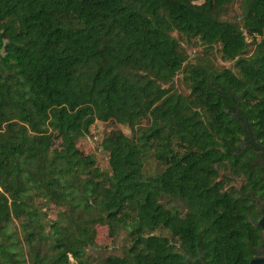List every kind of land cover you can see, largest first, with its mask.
<instances>
[{
  "label": "trees",
  "instance_id": "1",
  "mask_svg": "<svg viewBox=\"0 0 264 264\" xmlns=\"http://www.w3.org/2000/svg\"><path fill=\"white\" fill-rule=\"evenodd\" d=\"M244 118L264 148V0H0V264H249ZM92 120L129 130L100 140L107 169L78 145ZM99 227L120 255L87 256Z\"/></svg>",
  "mask_w": 264,
  "mask_h": 264
},
{
  "label": "rangeland",
  "instance_id": "2",
  "mask_svg": "<svg viewBox=\"0 0 264 264\" xmlns=\"http://www.w3.org/2000/svg\"><path fill=\"white\" fill-rule=\"evenodd\" d=\"M240 13H241V9L239 7V4L236 3L233 6L231 15L236 17L239 16ZM202 49L203 48L199 46H192V45L187 46V52L192 57L194 55L200 54ZM214 53L215 52H213V54ZM213 60L214 63L219 66L232 68L233 62L221 60L218 54L213 56ZM179 81L180 78L177 77L176 83L174 84L175 88L181 92H184V94H187V89L182 85H180ZM112 128H119L122 132L129 134V130L126 127L118 125L114 122L110 121L104 123V122L92 120L88 134H86L85 137L81 138L78 141V145L81 148L84 157L97 160L98 165L102 169H107V154L100 149L99 142L102 139V137ZM83 162L84 161H81V164ZM156 168H159L156 162L149 161L146 164V173L153 174ZM126 242L127 240L124 238V233L122 232L118 233L115 242H111L106 236V232L104 228L99 227L97 229V242H96L97 246H95L93 249L87 250V256L94 260H100L107 255H120L122 250L121 248L124 246Z\"/></svg>",
  "mask_w": 264,
  "mask_h": 264
},
{
  "label": "water",
  "instance_id": "3",
  "mask_svg": "<svg viewBox=\"0 0 264 264\" xmlns=\"http://www.w3.org/2000/svg\"><path fill=\"white\" fill-rule=\"evenodd\" d=\"M245 119V118H244ZM245 125H246V127H247V131H248V133H249V137H250V141H251V143H253L255 146H257L258 148H259V150H260V152H261V154L263 155V157H264V148L260 145V144H258L257 142H255L253 139H252V137H251V133H250V129H249V127H248V123H247V121H246V119H245ZM255 226H257V227H259L260 228V234H261V236H263L264 237V212H263V214L261 215V217H260V219L254 224ZM260 263H264V259H258V258H254V259H251L250 260V262H249V264H260Z\"/></svg>",
  "mask_w": 264,
  "mask_h": 264
},
{
  "label": "flooded vegetation",
  "instance_id": "4",
  "mask_svg": "<svg viewBox=\"0 0 264 264\" xmlns=\"http://www.w3.org/2000/svg\"><path fill=\"white\" fill-rule=\"evenodd\" d=\"M262 208H264V207L262 206ZM262 208H261V210H262ZM263 212L264 211H262V214H263ZM262 239H263V245L255 248V254L253 255L252 259H254V258L264 259V237L263 236H262ZM260 264H264V263H260Z\"/></svg>",
  "mask_w": 264,
  "mask_h": 264
}]
</instances>
